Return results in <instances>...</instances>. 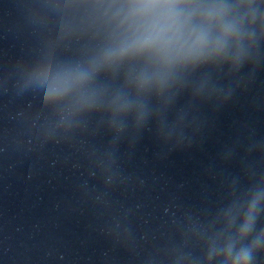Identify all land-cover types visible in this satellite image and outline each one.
I'll use <instances>...</instances> for the list:
<instances>
[{"label": "water", "instance_id": "obj_1", "mask_svg": "<svg viewBox=\"0 0 264 264\" xmlns=\"http://www.w3.org/2000/svg\"><path fill=\"white\" fill-rule=\"evenodd\" d=\"M149 2L0 0V264H264V0Z\"/></svg>", "mask_w": 264, "mask_h": 264}, {"label": "clouds", "instance_id": "obj_2", "mask_svg": "<svg viewBox=\"0 0 264 264\" xmlns=\"http://www.w3.org/2000/svg\"><path fill=\"white\" fill-rule=\"evenodd\" d=\"M148 7H154L156 4L152 3L151 0L148 5ZM161 7L172 9L175 7V0H166L165 3L160 5ZM173 27L172 24L169 23H158L154 29V31L150 34V36L147 38L146 42H159L162 46H168L169 44H172L173 42H180L183 41V43H187L189 38L183 37L180 27L175 28V32L173 36H168V31ZM203 40L202 36H198L195 39V43H199Z\"/></svg>", "mask_w": 264, "mask_h": 264}]
</instances>
